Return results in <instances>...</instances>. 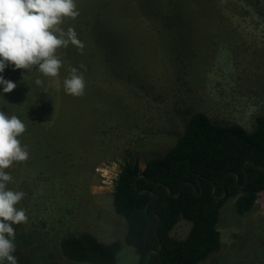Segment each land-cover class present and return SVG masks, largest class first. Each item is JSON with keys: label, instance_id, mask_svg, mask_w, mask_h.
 Here are the masks:
<instances>
[{"label": "rangeland", "instance_id": "1", "mask_svg": "<svg viewBox=\"0 0 264 264\" xmlns=\"http://www.w3.org/2000/svg\"><path fill=\"white\" fill-rule=\"evenodd\" d=\"M74 3L79 14L59 27L73 28L80 44L55 50L57 76L11 65L2 74L16 86L0 111L24 122L18 139L28 150L5 169L28 218L13 225L14 253L17 264H88L67 259L60 244L90 233L121 243L117 264H136L114 181L125 163L144 169L164 156L196 113L255 128L264 115V0ZM71 68L83 75L82 95L63 89ZM234 202L220 211L219 249L199 264H264V191L244 214ZM190 226L182 220L171 235L185 239Z\"/></svg>", "mask_w": 264, "mask_h": 264}, {"label": "trees", "instance_id": "2", "mask_svg": "<svg viewBox=\"0 0 264 264\" xmlns=\"http://www.w3.org/2000/svg\"><path fill=\"white\" fill-rule=\"evenodd\" d=\"M95 31L102 34L100 25L94 27ZM245 161L264 168V115L257 117L255 128L249 131L238 124H217L206 114L196 113L164 156L147 160L144 169L138 163H125L114 181L113 206L127 222L125 241L139 256L136 264H147V252L160 246L159 252L150 254V264H199L217 251L221 244L220 211L225 202L235 199L237 213L244 214L264 191V172L251 162L245 165L249 177L246 183ZM233 172L238 173L243 191L236 185ZM141 173L145 177L138 179L137 190L147 191L137 193L133 185ZM157 183L170 187L173 196L178 195L183 183L187 184L175 199ZM224 190L226 200L217 202L215 198ZM151 191L155 196L144 214L142 209ZM182 220L191 223L190 231L185 239L174 238L171 232ZM60 246L67 259L88 264H117L122 248L119 241L104 243L90 233L64 238Z\"/></svg>", "mask_w": 264, "mask_h": 264}, {"label": "clouds", "instance_id": "3", "mask_svg": "<svg viewBox=\"0 0 264 264\" xmlns=\"http://www.w3.org/2000/svg\"><path fill=\"white\" fill-rule=\"evenodd\" d=\"M78 14L74 0H0V98L16 86L2 75L9 65L13 70L36 66L44 76H57L61 60L55 50L69 43L80 44L73 28L65 31L59 25L63 18ZM84 86L83 75L71 68L63 80L64 91L79 96ZM24 131L21 119L0 111V264H17L13 225L28 219L25 210L16 207L25 194L8 187L12 176L5 171L14 161L28 157L27 146L18 139Z\"/></svg>", "mask_w": 264, "mask_h": 264}, {"label": "water", "instance_id": "4", "mask_svg": "<svg viewBox=\"0 0 264 264\" xmlns=\"http://www.w3.org/2000/svg\"><path fill=\"white\" fill-rule=\"evenodd\" d=\"M248 162H251V163H252L257 169H259V170H261V171L264 172V168H262V167H260V166H256L252 161H245V162L243 163V170L245 171V174H246V183L248 182L249 177H248V174L246 173L245 165H246V163H248ZM232 174L236 176V185L239 186V175H238V173L233 172ZM142 177H145L144 173H141V174L137 175L136 178H135V180H134L133 189H134L135 192H137V193H141V192H145V191H147V189L137 190V181H138L139 178H142ZM224 183H225V179H224ZM186 184H187V183H183V184L181 185V187H180V191H179V193H178L177 196H173L170 187H168L167 185H165V184H163V183H157L156 185H157V186H160V187H165L166 190H167V192H168V194H169L170 196H173L175 199H178V198L180 197V195H181L182 188H183ZM191 186L193 187L194 191L197 193L196 186H195L194 184H192V183H191ZM243 188H244V187L239 186V190H240V191H243ZM150 193H151V197H150V199L148 200V202L144 205V207H143V209H142L144 214H145V211H146L147 206L152 202V200L154 199V196H155L154 192L151 191ZM215 193H216V187L213 188V196H214V197H215ZM226 198H227V192L224 190L223 194H222L220 197L215 198V199H216L217 202H220V201H224V200H226ZM159 221H160V218L158 217L157 222H156V224L154 225V232H156V229H157V226H158V224H159ZM161 249H162L161 246L159 247L158 250L150 249V250L147 252L146 256H145L146 263H147V264H150V254H151L152 252H159Z\"/></svg>", "mask_w": 264, "mask_h": 264}, {"label": "bare ground", "instance_id": "5", "mask_svg": "<svg viewBox=\"0 0 264 264\" xmlns=\"http://www.w3.org/2000/svg\"><path fill=\"white\" fill-rule=\"evenodd\" d=\"M182 41V40H181Z\"/></svg>", "mask_w": 264, "mask_h": 264}]
</instances>
